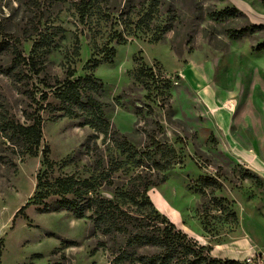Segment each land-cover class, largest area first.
Returning a JSON list of instances; mask_svg holds the SVG:
<instances>
[{
    "label": "rangeland",
    "instance_id": "rangeland-1",
    "mask_svg": "<svg viewBox=\"0 0 264 264\" xmlns=\"http://www.w3.org/2000/svg\"><path fill=\"white\" fill-rule=\"evenodd\" d=\"M87 2L0 0V23L25 54L38 32L60 31L40 74L20 80L0 73V115L26 122L28 110L43 121L35 156L0 132V264H140L89 211L77 217L59 195L33 199L45 150L52 179L101 173L98 191L107 198L147 175L156 208L190 239L216 257L264 264V0H98L84 16ZM111 47L115 54L106 60L98 50ZM93 57L101 59L94 74L103 84L95 98L112 134L126 136V150L56 97L69 66L75 78L84 76ZM143 63L168 79L169 98L138 80ZM154 141L174 146L182 163L158 167L142 154L154 151ZM160 174L167 179L157 182ZM201 176L219 182L207 197L198 191ZM213 196L227 199L220 204L236 212V222L212 203L203 211Z\"/></svg>",
    "mask_w": 264,
    "mask_h": 264
},
{
    "label": "trees",
    "instance_id": "trees-1",
    "mask_svg": "<svg viewBox=\"0 0 264 264\" xmlns=\"http://www.w3.org/2000/svg\"><path fill=\"white\" fill-rule=\"evenodd\" d=\"M97 2L98 0H88L83 6L85 9L82 15H87L89 8L98 6ZM59 32L58 30L38 32L33 40L31 51L27 55L22 49V42L18 39L14 40L11 35L8 37L5 28L0 23V73L6 76H17L20 80L27 78L28 72L40 74L48 54L55 46V37ZM244 32L245 30H241L239 34ZM159 39L160 36H156V40ZM98 51L99 54L101 52L104 54L106 60H110L115 54V47H111L107 52L103 49ZM72 53L75 58L80 55L79 37L76 39ZM5 56L9 57L7 63L2 62ZM71 58L72 62H75L74 57L71 56ZM100 64V58H91L86 65L87 73L77 78L74 77V69L69 66L67 77L55 85V94L59 102L68 105L66 108L70 110L69 112L73 111L74 106H78L84 111L86 124L106 138L112 137L118 147L126 150V136L117 131L112 134L111 124L104 116L101 104L95 98V93L103 89L102 82L94 74ZM161 73L155 74L153 67L143 63L136 77L143 81L147 88L155 89L163 97L169 98L170 84ZM85 94L89 97L88 102L84 100ZM22 114L26 122L19 119L16 114H1L0 132L9 141L21 146L23 153L35 156L38 154L42 141V116L28 110H23ZM152 144L155 146V149H152L154 151H144L142 154L154 161L158 167L169 169L182 163L183 158L174 146L159 141H154ZM47 153L45 150L46 169L38 175L37 191L33 199L40 198V203H44L51 195H59L61 206L73 212L77 217H85L89 211V217L102 233L123 238L125 256H130L129 258L140 264H239L236 260L214 256L206 246L198 245L187 234L177 229L175 223L162 214L151 200L148 190L152 183L150 179H147V175L136 177L127 186H117L114 190V197L107 198L98 191L103 180L101 173L86 178L66 175L52 179L51 170L54 164ZM157 154L160 155L159 159L156 158ZM133 155L130 151V156ZM156 176L158 177L157 182L167 179L166 174ZM218 185L217 179L201 176L198 191L207 197V188L214 189ZM210 200L212 201L202 202L200 207L203 211L208 210L212 203L222 212L223 209L225 212L228 210L226 215L233 217L234 222L238 220L236 212L231 207H224L220 204L222 201H227L226 198L219 199L213 196ZM206 216L204 215L202 222L207 228L209 223ZM139 248L152 249V251L139 253L137 252ZM255 262L254 259V264Z\"/></svg>",
    "mask_w": 264,
    "mask_h": 264
},
{
    "label": "built area",
    "instance_id": "built-area-1",
    "mask_svg": "<svg viewBox=\"0 0 264 264\" xmlns=\"http://www.w3.org/2000/svg\"><path fill=\"white\" fill-rule=\"evenodd\" d=\"M253 262H254V259H253Z\"/></svg>",
    "mask_w": 264,
    "mask_h": 264
}]
</instances>
